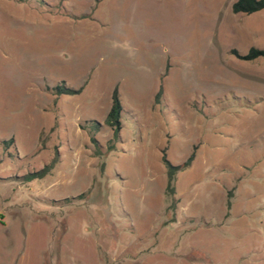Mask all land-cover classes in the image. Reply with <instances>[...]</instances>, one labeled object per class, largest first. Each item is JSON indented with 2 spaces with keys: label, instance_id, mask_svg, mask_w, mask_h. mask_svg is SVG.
I'll return each mask as SVG.
<instances>
[{
  "label": "rangeland",
  "instance_id": "rangeland-1",
  "mask_svg": "<svg viewBox=\"0 0 264 264\" xmlns=\"http://www.w3.org/2000/svg\"><path fill=\"white\" fill-rule=\"evenodd\" d=\"M235 1L0 0V264H264V57L234 54L264 9ZM163 150L193 154L172 199Z\"/></svg>",
  "mask_w": 264,
  "mask_h": 264
},
{
  "label": "trees",
  "instance_id": "trees-1",
  "mask_svg": "<svg viewBox=\"0 0 264 264\" xmlns=\"http://www.w3.org/2000/svg\"><path fill=\"white\" fill-rule=\"evenodd\" d=\"M264 9V0H236L232 6L231 11L233 14H245L250 15L256 12H259ZM240 60L244 61H253L257 58L264 57V48L257 49V48H250L249 51L245 55H237L234 53ZM55 95H74L79 93V90H74L71 88H65L64 86H56L53 89ZM162 93V86H160L156 98L159 97ZM123 105L118 93L117 88H115L111 95V106L105 118V124L112 129L113 134L115 137L118 136L119 131L121 130L122 123H121V116L123 113ZM95 128H97V124L93 123ZM92 141H94L92 139ZM11 142V141H10ZM193 159V154L189 156V158L182 164L178 166L171 165L167 159L165 158L164 150L162 151V161L166 168V189L165 195L172 199L174 194V181L177 172L181 171L182 169L186 168ZM52 168V165H48L41 169L40 171L28 174L25 177L26 181H31L34 179H42ZM230 203H227V208H229ZM174 204L173 201L169 208H173Z\"/></svg>",
  "mask_w": 264,
  "mask_h": 264
},
{
  "label": "crops",
  "instance_id": "crops-1",
  "mask_svg": "<svg viewBox=\"0 0 264 264\" xmlns=\"http://www.w3.org/2000/svg\"><path fill=\"white\" fill-rule=\"evenodd\" d=\"M86 24H88V23L86 22ZM95 100H98V99L96 98ZM110 106H111V103H110ZM109 109H110V107H109ZM109 109L107 110V113H108ZM106 115H107V114H106Z\"/></svg>",
  "mask_w": 264,
  "mask_h": 264
}]
</instances>
